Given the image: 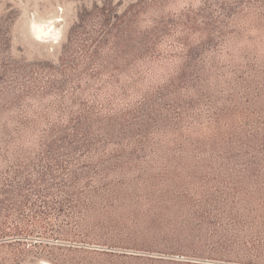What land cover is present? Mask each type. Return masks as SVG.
<instances>
[{
    "label": "rangeland",
    "instance_id": "obj_1",
    "mask_svg": "<svg viewBox=\"0 0 264 264\" xmlns=\"http://www.w3.org/2000/svg\"><path fill=\"white\" fill-rule=\"evenodd\" d=\"M33 23L51 34L38 39ZM102 24L122 33L118 64L104 72L116 39ZM69 48L66 72L38 68L58 67ZM78 102L116 117L138 110L125 117L137 160L106 180L114 196L91 199L89 212L48 198L62 208L53 227L15 233L26 238L0 246V264H264V165L254 179L228 161L264 136V0H0V124L38 123L39 138L83 113ZM34 138L29 162L41 167ZM11 166L0 160V172ZM28 193L22 218L32 204L48 208Z\"/></svg>",
    "mask_w": 264,
    "mask_h": 264
},
{
    "label": "trees",
    "instance_id": "obj_2",
    "mask_svg": "<svg viewBox=\"0 0 264 264\" xmlns=\"http://www.w3.org/2000/svg\"><path fill=\"white\" fill-rule=\"evenodd\" d=\"M188 23L196 24L192 21ZM102 26L107 37L113 36L116 39L114 57L111 61H106L104 66H101L104 72L118 64L122 51L120 42V34L122 33L116 24H102ZM161 32L158 28H154L150 37L151 46L156 44V38ZM98 44L101 42L99 41L93 46L91 60L94 54L98 53ZM88 46L90 45L88 44ZM85 47L86 45H84ZM69 53L70 48L59 59L60 63L56 68L48 65L46 67L38 66V68L47 69L54 73L58 71L64 73L67 68H71L67 57ZM93 74L95 73L87 74V77L92 78L94 77ZM98 74L96 73V75ZM182 79L183 75H179L176 80L171 82L170 88L177 89ZM56 86L60 88L62 85L58 83ZM77 105H81L84 109L83 113L80 114L81 116L72 118L68 125H51L39 138L38 123L26 122L21 119L18 120V126L15 130L0 124V145L3 146L5 152L2 156L0 155V160L4 165L7 162L13 165L11 168L0 172L3 174L0 180V246H20L21 241L26 237H15V233L29 236L33 233V228L51 229L54 222L50 216L53 212L62 213V208L52 206L51 202H47L50 197L60 199L63 204L71 206L73 210L77 207L84 212H89L92 204L91 199H104L107 195L109 197L114 196L116 188L110 183L107 184L106 180L123 173L125 167H129L134 160H137L135 152H126V149L131 147L130 142L135 146L138 142L134 141L136 132L133 126L126 125L125 117L141 114L138 110H127L116 117L109 112L102 114L101 112H94L91 108L86 110L84 102H78ZM103 108L107 110L108 107L104 105ZM152 114H145L144 116L149 118ZM134 118L137 119V117ZM149 119L152 121L153 118ZM142 122L140 133H138L141 137L149 127V122L146 120H142ZM27 135H35L34 140H31L29 144H34L36 138L40 142L38 144L40 145V152L33 154L41 167L35 165L34 161L32 164L29 162L32 153L29 149L32 150L33 146L26 148L25 137ZM248 140L250 142L248 147L241 152L234 153L228 161L234 166L238 165L240 160L244 161V171H247L252 178L260 179L256 172L258 165H264V136L252 134ZM109 149L112 152L105 155ZM63 154H67V157L70 158L65 164L54 157V155L62 156ZM104 157L106 159H103ZM84 159L88 162H83ZM56 166L60 170H55L54 167ZM232 171L238 170L232 168ZM93 183H98V186H94ZM28 192H33L32 195L39 197L42 205L46 204L48 208H41L32 204L30 217L22 218L21 212L27 205H30ZM14 215L16 218H13ZM46 258L51 263H55L50 257Z\"/></svg>",
    "mask_w": 264,
    "mask_h": 264
},
{
    "label": "bare ground",
    "instance_id": "obj_3",
    "mask_svg": "<svg viewBox=\"0 0 264 264\" xmlns=\"http://www.w3.org/2000/svg\"><path fill=\"white\" fill-rule=\"evenodd\" d=\"M46 26L41 25V24H37V23H33V24H31L30 29H31V31L33 30L34 35L38 39L42 40L44 36L50 35L52 32V31H50V26H48V25H46ZM55 35L56 34H54V37H55ZM38 264H41V263H38ZM43 264H49V263L44 262Z\"/></svg>",
    "mask_w": 264,
    "mask_h": 264
},
{
    "label": "water",
    "instance_id": "obj_4",
    "mask_svg": "<svg viewBox=\"0 0 264 264\" xmlns=\"http://www.w3.org/2000/svg\"><path fill=\"white\" fill-rule=\"evenodd\" d=\"M41 264H43L44 262H40ZM47 263V262H46Z\"/></svg>",
    "mask_w": 264,
    "mask_h": 264
}]
</instances>
